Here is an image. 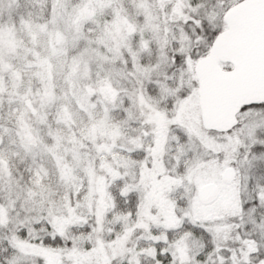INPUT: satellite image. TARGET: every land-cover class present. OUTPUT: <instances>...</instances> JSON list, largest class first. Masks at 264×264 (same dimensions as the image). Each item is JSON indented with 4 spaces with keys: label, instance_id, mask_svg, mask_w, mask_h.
<instances>
[{
    "label": "snow or ice",
    "instance_id": "obj_1",
    "mask_svg": "<svg viewBox=\"0 0 264 264\" xmlns=\"http://www.w3.org/2000/svg\"><path fill=\"white\" fill-rule=\"evenodd\" d=\"M0 264H264V0H0Z\"/></svg>",
    "mask_w": 264,
    "mask_h": 264
}]
</instances>
